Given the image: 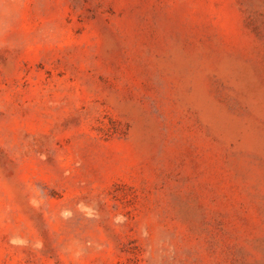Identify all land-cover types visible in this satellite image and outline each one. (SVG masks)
<instances>
[{"label":"rangeland","instance_id":"1","mask_svg":"<svg viewBox=\"0 0 264 264\" xmlns=\"http://www.w3.org/2000/svg\"><path fill=\"white\" fill-rule=\"evenodd\" d=\"M0 264H264V0H0Z\"/></svg>","mask_w":264,"mask_h":264}]
</instances>
